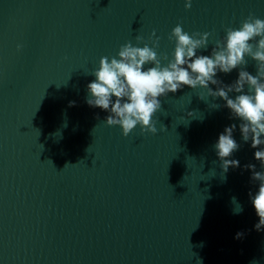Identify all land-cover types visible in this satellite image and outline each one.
<instances>
[{"label":"water","instance_id":"water-1","mask_svg":"<svg viewBox=\"0 0 264 264\" xmlns=\"http://www.w3.org/2000/svg\"><path fill=\"white\" fill-rule=\"evenodd\" d=\"M250 13L264 19V0H0V264H264L259 181L244 166L264 168L225 101L184 86L159 98L156 134L128 137L86 102L120 45L159 37L171 58L180 23L211 33L197 53L210 55ZM232 124L240 167L224 173L214 145Z\"/></svg>","mask_w":264,"mask_h":264},{"label":"clouds","instance_id":"clouds-1","mask_svg":"<svg viewBox=\"0 0 264 264\" xmlns=\"http://www.w3.org/2000/svg\"><path fill=\"white\" fill-rule=\"evenodd\" d=\"M191 6L192 0H185V8ZM224 31V36L214 41L210 55L197 53L207 50L211 33L194 32L190 35L180 23L168 37L175 42L171 58L168 53L157 51L160 38L152 40L155 30L149 37L151 47L148 43L142 47L134 46L131 41L120 45L115 56H102L98 68L92 70L95 79L87 84V104L109 112L104 122L107 126H119L124 137H128L137 126L141 134L154 135L157 127L153 117L161 110L160 97H167L184 86L193 90L206 89L208 96L225 101L230 118L241 121L242 140L245 143L251 141V148L258 149L254 157L264 168V19L250 13L241 20L239 27H226ZM135 39L138 44L144 40L140 35ZM22 47L18 44L17 51ZM246 58L255 62V75L245 70ZM234 69H239V73L231 84H224L217 78V73L229 74ZM209 85H215L216 89ZM230 93H236L235 97L231 98ZM74 103L71 102L70 106ZM212 107L219 108L220 105L213 104ZM235 129V124L225 127L214 145L224 173L229 168L240 167L238 160L230 159L241 147L233 138ZM244 167L252 171L253 181H259L258 191L249 195L259 218L254 228L261 231L264 229V171H256L254 164ZM242 210V206L235 209L236 213ZM241 236L242 233H237L236 238Z\"/></svg>","mask_w":264,"mask_h":264}]
</instances>
